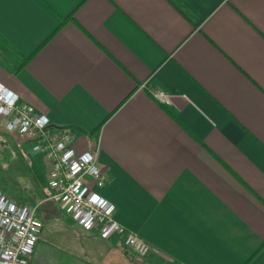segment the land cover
Wrapping results in <instances>:
<instances>
[{"label": "crops", "instance_id": "obj_1", "mask_svg": "<svg viewBox=\"0 0 264 264\" xmlns=\"http://www.w3.org/2000/svg\"><path fill=\"white\" fill-rule=\"evenodd\" d=\"M0 34L30 58L0 59V85L98 155L99 193L155 249L133 257L50 194L30 264H264V0H0Z\"/></svg>", "mask_w": 264, "mask_h": 264}, {"label": "built area", "instance_id": "obj_2", "mask_svg": "<svg viewBox=\"0 0 264 264\" xmlns=\"http://www.w3.org/2000/svg\"><path fill=\"white\" fill-rule=\"evenodd\" d=\"M155 98L160 104L170 103L162 92L156 93ZM0 124L7 133L34 136L32 154L45 163L51 199L81 228L96 230L106 240H121L138 257L155 253L152 245L116 221V206L99 193L106 186V178L98 155L76 152L74 133L52 128L46 116L36 114L2 85ZM43 227L38 206L16 204L0 187V264H30Z\"/></svg>", "mask_w": 264, "mask_h": 264}, {"label": "rangeland", "instance_id": "obj_3", "mask_svg": "<svg viewBox=\"0 0 264 264\" xmlns=\"http://www.w3.org/2000/svg\"><path fill=\"white\" fill-rule=\"evenodd\" d=\"M23 139L24 136L0 131V187L12 202L35 206L49 200L53 193L48 186L45 163L32 154L33 143ZM45 229H49L56 245H66V229L48 225Z\"/></svg>", "mask_w": 264, "mask_h": 264}, {"label": "trees", "instance_id": "obj_4", "mask_svg": "<svg viewBox=\"0 0 264 264\" xmlns=\"http://www.w3.org/2000/svg\"><path fill=\"white\" fill-rule=\"evenodd\" d=\"M16 53L20 55L11 46V44L0 34V59L4 62L7 67H12L15 73L24 68L26 63L30 60V58L23 57L21 64H15L14 60L16 58Z\"/></svg>", "mask_w": 264, "mask_h": 264}]
</instances>
